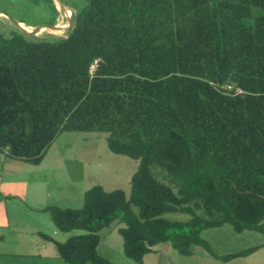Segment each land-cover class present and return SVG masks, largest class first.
<instances>
[{"label":"trees","instance_id":"obj_1","mask_svg":"<svg viewBox=\"0 0 264 264\" xmlns=\"http://www.w3.org/2000/svg\"><path fill=\"white\" fill-rule=\"evenodd\" d=\"M72 1L65 36L0 33V152L39 165L63 133H99L138 168L129 196L95 185L80 208L44 209L59 231H85L43 236L60 259L114 264L97 249L116 220L137 264L163 243L223 262L264 248L218 255L202 238L225 225L264 235V0Z\"/></svg>","mask_w":264,"mask_h":264},{"label":"rangeland","instance_id":"obj_2","mask_svg":"<svg viewBox=\"0 0 264 264\" xmlns=\"http://www.w3.org/2000/svg\"><path fill=\"white\" fill-rule=\"evenodd\" d=\"M75 13L72 0H61ZM54 6H53V4ZM77 2V1H76ZM55 0H0V33L10 37L19 29L12 21L26 27H57L66 23L65 36L73 26L70 10H60ZM64 14V17H63ZM63 25V24H62ZM20 30V29H19ZM45 30H47L45 28ZM53 35L46 31L36 37ZM34 36V35H30ZM138 161L117 155L108 149L106 135L99 133L66 132L47 150L39 165L11 158L9 151L0 152V264H65L57 254L54 243L43 236L63 243L83 230L59 231L49 206L80 208L86 191L100 185L105 191L123 190L129 196L131 179ZM155 175L168 182L161 169L153 167ZM165 175L167 173L164 172ZM135 214L139 209L132 206ZM203 215V212H198ZM170 221L187 222L191 215L171 212L162 215ZM125 224L119 220L103 229L98 254L114 264H137L123 252V238L119 233ZM218 255H226L264 243V235L254 231L236 233L232 226L209 229L202 233ZM143 264H264V248L250 256L223 262L212 257L199 246L192 247L191 256L178 253L170 243L155 246L143 259Z\"/></svg>","mask_w":264,"mask_h":264},{"label":"water","instance_id":"obj_3","mask_svg":"<svg viewBox=\"0 0 264 264\" xmlns=\"http://www.w3.org/2000/svg\"><path fill=\"white\" fill-rule=\"evenodd\" d=\"M55 1H58V4H60L64 9H69L66 5H64L62 3L61 0H55ZM70 10V9H69ZM0 16H5L4 14L0 13ZM69 20L70 21H74L73 20V17H72V11L70 10V16H69ZM23 33L27 34V35H37L41 30H43L45 27H47V25L49 24H54V23H58L59 20L53 22V23H48V24H44V25H41V26H38V27H32V28H36L34 29L33 31H27L26 29H24L20 24V22L18 21H12ZM233 79V78H232ZM236 81V80H235Z\"/></svg>","mask_w":264,"mask_h":264},{"label":"bare ground","instance_id":"obj_4","mask_svg":"<svg viewBox=\"0 0 264 264\" xmlns=\"http://www.w3.org/2000/svg\"><path fill=\"white\" fill-rule=\"evenodd\" d=\"M58 1H56V3H57ZM57 5H59L58 7H60V10L62 11V6L60 5V4H57ZM63 17H64V14H63ZM63 24V25H62ZM24 29H26L27 31H33L34 29H36V28H32V27H26L25 26V24H23V23H21L20 24ZM45 28L47 29V30H45ZM43 30H41L40 32H44V31H46V32H48V33H51V34H53V35H56V36H60V35H62L63 33H64V31H65V28H66V23L64 22L63 23V21H62V23H61V25H60V23H59V26H58V29H59V31H56L57 29V27H45ZM40 32H39V34H40Z\"/></svg>","mask_w":264,"mask_h":264},{"label":"built area","instance_id":"obj_5","mask_svg":"<svg viewBox=\"0 0 264 264\" xmlns=\"http://www.w3.org/2000/svg\"><path fill=\"white\" fill-rule=\"evenodd\" d=\"M92 68H94V66H93ZM227 89L231 90V87H230V86H228V87H227ZM236 93H238V94H241V93H242V91H241V90H239V89H237V90H236Z\"/></svg>","mask_w":264,"mask_h":264}]
</instances>
